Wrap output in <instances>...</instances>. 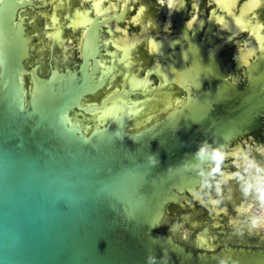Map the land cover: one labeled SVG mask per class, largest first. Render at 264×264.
Instances as JSON below:
<instances>
[{"label": "water", "instance_id": "obj_1", "mask_svg": "<svg viewBox=\"0 0 264 264\" xmlns=\"http://www.w3.org/2000/svg\"><path fill=\"white\" fill-rule=\"evenodd\" d=\"M197 50L180 57L194 65ZM24 57L0 70V264H264V245L191 221L228 227L227 186L264 155V73L179 84L165 70L100 98L86 62L45 75ZM162 85L175 89L157 103Z\"/></svg>", "mask_w": 264, "mask_h": 264}, {"label": "flooded vegetation", "instance_id": "obj_2", "mask_svg": "<svg viewBox=\"0 0 264 264\" xmlns=\"http://www.w3.org/2000/svg\"><path fill=\"white\" fill-rule=\"evenodd\" d=\"M59 22L63 27L53 41ZM192 35L208 52L221 44L220 66H226L227 78L237 73V83H242L245 44L254 52L260 38L264 44V0H0V39L13 45L14 55L23 51L26 70L47 75L50 68L63 70L86 62L89 71L94 70V82L105 79L100 98L122 83L130 87L134 82L144 89L161 84L165 44L181 40L182 49L181 42L169 49L180 53L186 43L182 38ZM174 89L162 85L152 99L158 103L165 99L164 92ZM255 149L249 170L241 162L238 180L228 184L226 202L241 225L253 232L264 226V155ZM257 207L263 209V217L250 220L245 211ZM237 240L261 246L264 234L243 231Z\"/></svg>", "mask_w": 264, "mask_h": 264}, {"label": "rangeland", "instance_id": "obj_3", "mask_svg": "<svg viewBox=\"0 0 264 264\" xmlns=\"http://www.w3.org/2000/svg\"><path fill=\"white\" fill-rule=\"evenodd\" d=\"M62 27H63L62 22H59L58 27L53 34L54 35L53 41H55L56 38H59ZM183 39L186 42L183 48L186 52L198 48V50L194 52L199 53V55L201 56L200 61L196 62L194 65H191L189 63H186L187 61H185L186 57L188 56L184 55L183 57H180L182 55L181 52L179 53V52L169 51V49H172L174 46L179 45V43L181 42V40L179 39L172 40L168 44H165L164 52L162 53L164 64H163V67L160 68V71L165 72V70H167V72H169L167 77L171 79L170 81H173L176 78H178L175 76V73H176L179 76V84L197 83L203 78H205L206 76L216 71L217 69L226 67V66L221 67L219 64L222 61V57L218 56L219 51H221V44H215L212 47L211 51L208 52V50L204 47V44H201V42L197 39L196 36L192 35L191 37L182 38V40ZM259 41L261 42L262 39L260 38ZM5 42L6 40L0 39V52L2 54L1 58H2L3 64L8 65L11 61L15 60L16 58H14L15 55L13 51L14 50L13 45L11 43H7L8 45L6 46ZM260 42L259 44H257L256 46L257 51L255 52H254V48L247 47V45L245 44L244 72L264 73V51H262L264 49V44ZM213 44H214V41L212 39V45ZM230 44H228V46H230ZM232 44L235 45L236 41L232 42ZM181 45L183 46L182 42L180 43V47L182 49ZM234 58L236 59L234 63L237 65L238 55L235 54ZM129 63H132V62L131 61L126 62L125 65H128ZM198 66H200L201 69L191 71L193 68L198 67ZM104 82H105V79H102L100 81H96L93 85L101 86L104 84ZM172 94H173L172 91L164 92L165 99H168V100L171 99ZM183 104L181 105L180 108H182ZM249 160L250 159L248 158L244 160L245 162L243 164V167L246 170H249V163H248ZM216 207H217L218 212L221 211V209H226L225 206L221 208L220 206H218V204H216ZM223 212L226 216V222L228 224V227L224 226L223 218H221L220 215L217 218L219 220L218 225L216 227L212 226L217 222L209 221L208 218H206L207 215L201 211L200 212L196 211L195 215H193V217L191 218V221H193L194 224H198V223L202 224L200 225L199 228H202V226L204 225V227H206L209 233L221 239L230 238V237L237 238L239 234L243 233V231L244 233H248V235H251L256 232L257 233L261 232V234H264V226H261L260 229H257V230L254 229L255 232H253L250 226L241 225L240 219H238L237 217H234L233 214L231 213L229 214L228 211H223ZM245 212L248 214V218L250 220L255 221L256 219L263 217V209L260 207L254 208L250 212L248 211H245ZM176 222L182 223L181 221H179V219H177ZM186 230H187L186 226L183 225L181 233L184 234Z\"/></svg>", "mask_w": 264, "mask_h": 264}, {"label": "clouds", "instance_id": "obj_4", "mask_svg": "<svg viewBox=\"0 0 264 264\" xmlns=\"http://www.w3.org/2000/svg\"><path fill=\"white\" fill-rule=\"evenodd\" d=\"M205 145H206V144L201 145V147L197 150V155H200L202 152H204V150H205ZM149 259L151 260L152 258L150 257ZM219 264H228V261L225 260V259H221V260L219 261ZM233 264H236V262L233 261Z\"/></svg>", "mask_w": 264, "mask_h": 264}, {"label": "bare ground", "instance_id": "obj_5", "mask_svg": "<svg viewBox=\"0 0 264 264\" xmlns=\"http://www.w3.org/2000/svg\"><path fill=\"white\" fill-rule=\"evenodd\" d=\"M168 104H169V103H168ZM213 211L215 212V210H214V209H213ZM214 212H213V213H214ZM213 215L215 216V214H213ZM215 218H216V217H215ZM215 224H217V223H215ZM201 245L203 246V244H201Z\"/></svg>", "mask_w": 264, "mask_h": 264}]
</instances>
